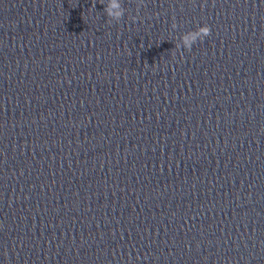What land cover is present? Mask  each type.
I'll use <instances>...</instances> for the list:
<instances>
[{
	"label": "clouds",
	"instance_id": "1",
	"mask_svg": "<svg viewBox=\"0 0 264 264\" xmlns=\"http://www.w3.org/2000/svg\"><path fill=\"white\" fill-rule=\"evenodd\" d=\"M117 7H119V5L115 3V0H113V3L111 4V8H117ZM105 11H107L109 15H113V13L109 8H106ZM114 15L119 16L120 13L117 12ZM210 33H211L210 27L208 25H204L199 27L197 35L201 36L202 39H204L205 37L209 36Z\"/></svg>",
	"mask_w": 264,
	"mask_h": 264
}]
</instances>
